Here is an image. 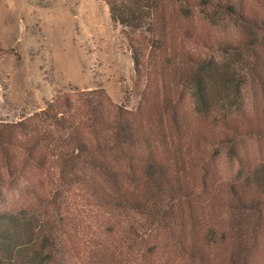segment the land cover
Wrapping results in <instances>:
<instances>
[{
  "label": "trees",
  "instance_id": "16d2710c",
  "mask_svg": "<svg viewBox=\"0 0 264 264\" xmlns=\"http://www.w3.org/2000/svg\"><path fill=\"white\" fill-rule=\"evenodd\" d=\"M104 1L112 20L127 30L139 75L145 63L137 46L146 43L152 48L157 38V0ZM211 8L248 25V36L218 46L216 54L188 57L178 85L191 91L195 111L203 115L213 109L212 91L217 92L215 107L218 113L228 112L225 117L245 110L250 77L264 91V73L259 69L263 65L256 49L263 26L246 20L235 0ZM136 32L140 41L135 43ZM162 102L156 113L161 120L167 114L170 138L163 142L169 147L171 132L181 135L186 122L176 102ZM225 128H230L228 123ZM155 137L148 118L113 103L102 90L74 93L22 120L0 122V264H175L176 258L185 257L192 264L201 260L204 254L198 242L179 237L187 224L195 225L196 206L175 178L174 166L165 162L172 159L162 151L158 154L163 146ZM31 170L44 171V177H23ZM263 171L253 173L260 184H264ZM18 178L24 180L14 199L8 192ZM164 189L168 199L179 200L176 209L150 202L148 191ZM239 189H231V207L256 212L255 228L260 220L257 210H264V203L261 207L245 199ZM76 205L83 206L79 213L73 210ZM135 214L150 228L142 229ZM172 226H179L180 232L175 234ZM242 245L232 259L236 264H250L248 245ZM164 247L176 258L156 260Z\"/></svg>",
  "mask_w": 264,
  "mask_h": 264
},
{
  "label": "rangeland",
  "instance_id": "374dc122",
  "mask_svg": "<svg viewBox=\"0 0 264 264\" xmlns=\"http://www.w3.org/2000/svg\"><path fill=\"white\" fill-rule=\"evenodd\" d=\"M226 1L232 0H157V38L152 48L146 43L137 46L143 55L139 59L145 63L138 75L127 30L112 20L104 0H0V122L22 120L74 93L104 91L113 103L148 118L158 145L163 146L158 154L162 151L172 159L165 162L174 166L175 178L190 194L196 206L195 225L187 224L186 230L170 228L175 234L181 229L179 237L186 242L193 238L198 242L204 255L192 264H236L232 253L245 243L249 263L264 264V210H257L260 220L254 228L256 212L231 207L232 188L237 192L240 188L245 199L261 207L264 203V184L253 174L264 170V91L250 77L243 113L223 117L228 112L218 113L217 92L212 91L213 109L203 115L195 111L191 91L178 85L188 57L216 54L218 46L248 36V25L211 8ZM235 1L246 20L263 26L256 48L263 74L264 0ZM135 37V43L140 41L137 32ZM163 99L176 102L186 122L181 135L171 132L169 147L163 142L170 138L167 114L161 122L156 113ZM43 172L31 170L23 177L42 178ZM23 180H16L8 192L11 198H18ZM136 190L143 195L140 185ZM167 193L166 189L148 191V198L174 210L179 200L168 199ZM81 209V205L73 207L76 213ZM135 217L142 229L150 228L141 215ZM165 257L176 258L167 247L156 260ZM175 264L191 262L176 258Z\"/></svg>",
  "mask_w": 264,
  "mask_h": 264
}]
</instances>
